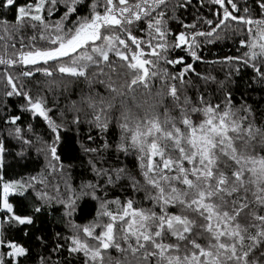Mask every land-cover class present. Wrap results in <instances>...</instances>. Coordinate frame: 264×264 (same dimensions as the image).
<instances>
[{
  "label": "snow or ice",
  "instance_id": "6c2138e0",
  "mask_svg": "<svg viewBox=\"0 0 264 264\" xmlns=\"http://www.w3.org/2000/svg\"><path fill=\"white\" fill-rule=\"evenodd\" d=\"M192 3L0 0V264H264V0Z\"/></svg>",
  "mask_w": 264,
  "mask_h": 264
},
{
  "label": "trees",
  "instance_id": "16d2710c",
  "mask_svg": "<svg viewBox=\"0 0 264 264\" xmlns=\"http://www.w3.org/2000/svg\"><path fill=\"white\" fill-rule=\"evenodd\" d=\"M20 3H24V0H19ZM205 7L199 8V5L197 3V0H193L192 5L187 10V13L185 15V19L187 21H191L193 15L196 14L197 10L199 9L200 14L207 15L209 18H211V13L209 11V8H213L215 6L210 5L207 3V0H205ZM0 13H3L8 19H12L13 12L8 9H0ZM238 39L236 37H232L229 35L228 39L225 41H222L220 43H217L215 45L208 46L204 49L203 55L208 59H215L218 57H222L225 54H234L236 51V46L233 44V40ZM242 51V50H241ZM213 68H215V71H213ZM199 69L203 71H209L213 75H217L218 78L223 79L225 75V71H222L220 68V65H199ZM40 79H43V77H40ZM264 95V93H261L259 90L252 93V100H259L260 96ZM17 98L13 97L9 101L10 103H16ZM261 108L264 109V104L261 105ZM84 131H87V126H85ZM129 167L135 166V160H133L131 157L127 158L124 161ZM9 163L11 165V168L9 170V174L11 176H16L17 174H28L31 172H34L35 170H38L41 167V162L35 157H31L28 160H21L19 163H16L11 158H9ZM73 163L77 164L76 168V174L78 176H86L87 173L82 170L79 167V161H73ZM95 202L91 200H86L82 202V206L79 210L77 219L80 222H86L87 220H90L92 216L95 214ZM56 219H53L52 216H49L48 218V228L51 232H55L60 230L63 227V222L59 221L58 217L59 214H56Z\"/></svg>",
  "mask_w": 264,
  "mask_h": 264
}]
</instances>
